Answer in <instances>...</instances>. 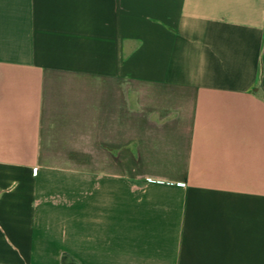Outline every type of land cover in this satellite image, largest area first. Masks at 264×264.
Listing matches in <instances>:
<instances>
[{"label": "crops", "instance_id": "0c3cea01", "mask_svg": "<svg viewBox=\"0 0 264 264\" xmlns=\"http://www.w3.org/2000/svg\"><path fill=\"white\" fill-rule=\"evenodd\" d=\"M0 264H264V0H0Z\"/></svg>", "mask_w": 264, "mask_h": 264}, {"label": "rangeland", "instance_id": "374dc122", "mask_svg": "<svg viewBox=\"0 0 264 264\" xmlns=\"http://www.w3.org/2000/svg\"><path fill=\"white\" fill-rule=\"evenodd\" d=\"M95 131L93 130V135H92V144L91 145H86V149L89 148L91 153V157L92 160H76V161H70V162H65V161H51V162H47L50 164H53L55 166L58 167H70V168H74V169H80L83 168L84 166L89 167L91 169H100V168H108L111 169L113 168L112 166V162L107 161L105 159H102L99 154V152H101V150L103 149L102 146H100V137L97 135L96 133H94ZM86 142H89V139H85ZM102 148V149H101ZM178 179V178H177ZM141 181V178H140ZM144 183V182H143Z\"/></svg>", "mask_w": 264, "mask_h": 264}, {"label": "built area", "instance_id": "2783aa9c", "mask_svg": "<svg viewBox=\"0 0 264 264\" xmlns=\"http://www.w3.org/2000/svg\"><path fill=\"white\" fill-rule=\"evenodd\" d=\"M149 181H151V180H149ZM183 185H185V184H183Z\"/></svg>", "mask_w": 264, "mask_h": 264}]
</instances>
